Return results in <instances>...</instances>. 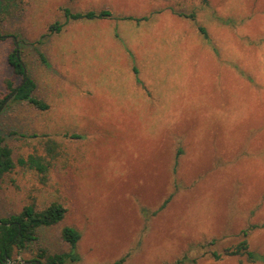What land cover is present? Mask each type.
Listing matches in <instances>:
<instances>
[{
  "label": "rangeland",
  "instance_id": "rangeland-1",
  "mask_svg": "<svg viewBox=\"0 0 264 264\" xmlns=\"http://www.w3.org/2000/svg\"><path fill=\"white\" fill-rule=\"evenodd\" d=\"M15 47L49 107L7 101L0 134L48 168L0 179V218L66 214L6 264L67 253L65 226L80 234L65 264H264L211 257L243 230L264 256V0H0V97L20 83Z\"/></svg>",
  "mask_w": 264,
  "mask_h": 264
},
{
  "label": "trees",
  "instance_id": "trees-1",
  "mask_svg": "<svg viewBox=\"0 0 264 264\" xmlns=\"http://www.w3.org/2000/svg\"><path fill=\"white\" fill-rule=\"evenodd\" d=\"M67 19L77 20H98L111 19L113 14L110 10L103 9L100 11H87L85 13H72L68 9H63ZM190 20L195 19L194 13L186 16ZM125 20H133L132 17H122ZM144 19V18H143ZM138 21V20H137ZM62 24H53L49 27V32H59ZM199 32L203 39L207 41V34L204 29L199 28ZM129 52V51H128ZM129 56L133 59L132 54ZM42 58V56L40 55ZM43 60V58H42ZM7 61L12 68L13 73L20 77V83L13 86L11 82H6L5 86L7 93L0 97V116L4 109V104L7 101L13 103L27 102L34 108L40 111L48 110V104L33 96L36 89L35 82L27 75L25 65L22 62L20 51L15 47L14 50L8 54ZM132 71L138 74L136 67H132ZM137 83L140 80L136 78ZM48 151L52 152L55 144H47ZM51 157H54L50 155ZM27 168L36 171L38 174L45 175L48 168V162L45 158L39 155L30 154L26 157H20L13 160L11 149L4 144V139L0 134V179L6 174L10 173L15 166ZM165 201L161 208L164 207ZM66 208L58 203L52 202L48 207L37 210L35 205L30 204L25 206L19 213L10 215L6 218H0V264H6L10 261L13 254L24 249L27 244L36 240V233L40 228L55 226L61 223L65 217ZM242 240L231 248L225 249L222 253L212 252L211 257L214 260H220L223 257H245L250 263L261 262L264 263V256L255 254L249 250L247 236L248 230L241 232ZM61 238L68 245L69 251L53 256L46 257V264H65L66 262H79L80 257L76 253V245L80 240L79 232L73 227L65 226L61 230ZM44 252V251H43ZM40 257H43L41 254ZM193 260L192 262H194ZM40 263V262H39ZM36 264V261L33 262Z\"/></svg>",
  "mask_w": 264,
  "mask_h": 264
},
{
  "label": "water",
  "instance_id": "water-1",
  "mask_svg": "<svg viewBox=\"0 0 264 264\" xmlns=\"http://www.w3.org/2000/svg\"><path fill=\"white\" fill-rule=\"evenodd\" d=\"M36 264H39V262L37 261Z\"/></svg>",
  "mask_w": 264,
  "mask_h": 264
}]
</instances>
